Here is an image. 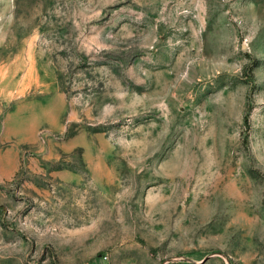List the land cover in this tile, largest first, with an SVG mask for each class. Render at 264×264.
I'll return each mask as SVG.
<instances>
[{"label":"rangeland","instance_id":"rangeland-1","mask_svg":"<svg viewBox=\"0 0 264 264\" xmlns=\"http://www.w3.org/2000/svg\"><path fill=\"white\" fill-rule=\"evenodd\" d=\"M0 264H264V0H0Z\"/></svg>","mask_w":264,"mask_h":264}]
</instances>
